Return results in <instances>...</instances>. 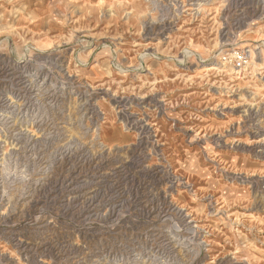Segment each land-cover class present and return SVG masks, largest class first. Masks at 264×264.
Segmentation results:
<instances>
[{
	"label": "rangeland",
	"instance_id": "obj_1",
	"mask_svg": "<svg viewBox=\"0 0 264 264\" xmlns=\"http://www.w3.org/2000/svg\"><path fill=\"white\" fill-rule=\"evenodd\" d=\"M0 264H264V0H0Z\"/></svg>",
	"mask_w": 264,
	"mask_h": 264
}]
</instances>
